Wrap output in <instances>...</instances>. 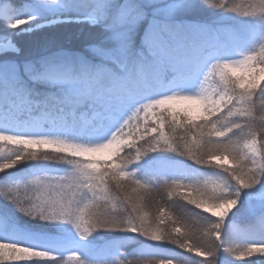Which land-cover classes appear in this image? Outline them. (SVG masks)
<instances>
[{
	"label": "rangeland",
	"instance_id": "obj_1",
	"mask_svg": "<svg viewBox=\"0 0 264 264\" xmlns=\"http://www.w3.org/2000/svg\"><path fill=\"white\" fill-rule=\"evenodd\" d=\"M71 22L84 21L64 19V24ZM51 26L56 25H46V29ZM70 27L56 26L53 30L60 31L62 28L70 30ZM69 30L52 33L47 30L45 33L61 36L67 34ZM40 31L33 32L34 36L39 37L37 39L45 35L37 33ZM202 39L186 36L178 40L177 45L191 47L194 41L201 42ZM232 67L239 68L238 78L232 79V87L241 91L263 88L264 57L259 52L253 53L252 58L243 64ZM225 71L231 78V69ZM174 80L176 75L169 74L168 71L161 77L162 83L149 81L147 85H140L136 90L133 89L135 102L119 103L103 116H98L96 109L90 104L73 117L70 110L56 106L58 100L51 102L49 95H44L42 99L33 96L31 109L19 113L20 126L0 122V145L22 148L38 156L61 153L71 158L85 160L111 158L133 145L143 134L149 132L156 134L157 129L153 126L156 123V113L165 112L171 117L180 115L196 120L221 114L236 102V93L225 86L219 73L208 75L206 79L201 76L198 81L195 75L172 83ZM240 82H243V88L240 87ZM36 85L49 91L53 90L50 94L58 91L61 93L58 85L46 83ZM194 101L198 102L199 111L193 110ZM45 111L57 115L63 113L66 119L49 117L40 128H31L24 123L40 117ZM53 119L55 122H52ZM45 143L50 147H45ZM259 143L257 139L245 142V150L250 156L259 155ZM219 153L212 154L204 161L207 166L217 170L210 176V182L206 183V186L208 184L212 186L211 190L204 185H175L156 191L146 190L144 186L132 183L115 185V191L119 190L129 205V214H125L123 210L117 215L113 214L118 207L119 199L115 201L110 189L91 178V172L77 167L64 172L44 166L32 169L33 174L16 179L13 184H3L0 188L1 210L11 215L7 218L0 213V229H4L5 232L15 226L26 235V239L23 240L19 237L14 239L10 235H5L6 238L0 240V248L15 249L7 258L0 257V264L59 263L57 256L51 253L49 247L32 233L29 234L32 225L54 229L63 234L62 241H73L70 246L56 247V252L61 256H68V261L72 264H77L75 250L81 243L103 241L106 238L113 241L126 234L137 235L132 245L135 247L133 250L139 254L135 260L138 264H264V233L260 238L255 236L261 233L259 230L237 233L229 228V223H242L249 218L247 211L249 206L252 211H259L261 204H264V190H261L256 182L252 188L245 187V184L253 183L254 180L250 179L241 161L230 157L226 152ZM18 162L20 160L15 162L14 167H5L11 163H5L1 167H5V170L16 168L22 161ZM158 171L161 172L159 169ZM230 171L232 175H228L234 179L233 184L226 179L225 173ZM140 172L139 174L147 181H158L159 174H155L158 172L154 168L144 167ZM44 173L56 175H43ZM164 173L162 171V175ZM224 180L229 184H225ZM14 192L16 199L22 200L25 206L40 204L48 215L56 218L43 220L38 216L32 219H38L39 222L33 223L20 219L19 215L11 212L16 208L9 201V197H6L7 194L13 197L11 195ZM230 201L236 203L228 210L226 216L214 214ZM93 203L99 211L105 213L104 216L94 218L89 214L87 218L83 212L81 213V209ZM128 219L134 221L136 229L130 228ZM100 224L104 226L99 227ZM23 230L29 232L24 233ZM232 236L237 237L238 241ZM149 243L161 246L176 245L199 259L177 261L175 258L167 257L155 261L153 257L150 258L151 251L146 248V244Z\"/></svg>",
	"mask_w": 264,
	"mask_h": 264
},
{
	"label": "snow or ice",
	"instance_id": "obj_2",
	"mask_svg": "<svg viewBox=\"0 0 264 264\" xmlns=\"http://www.w3.org/2000/svg\"><path fill=\"white\" fill-rule=\"evenodd\" d=\"M155 5L151 0H0V122L20 126L19 113L31 109L32 98L37 94L35 85L39 83L61 86V95L52 97L75 117L82 106L91 104L98 116H103L113 106L127 102H135L132 86L147 85L149 81L162 83L161 77L169 70L176 72V80L183 81L194 75L204 60L203 48L199 40L191 47L173 46L165 40L164 33L176 40L185 36L203 37L205 26L189 24L183 27L161 25L153 19L152 24L144 31L143 40L147 53L152 57L150 74L144 81L124 72L113 71L110 65L123 66L130 52L133 31L146 22ZM250 14H264V0L253 5ZM180 12L188 13L194 18L198 12L194 0H177L161 12L170 17ZM78 17L86 26L101 27L107 35L101 40L90 41L92 45L86 55L75 50L76 40L59 37L60 42L46 44L39 53H30L19 37L24 32L36 30L47 31L46 25H63L65 18ZM19 21V22H18ZM66 26V25H65ZM88 55L99 57L104 61L101 65L91 66ZM231 69L229 78L225 69ZM74 69L81 70L76 76ZM219 73L222 82L228 85L232 79L238 78L239 68L230 65H213L209 75ZM243 88V82H240ZM47 104V101H45ZM104 109V112L100 110ZM193 110L199 111L198 102H193ZM139 111V109H137ZM83 114H81L82 116ZM49 117L65 120L63 113H48L24 122L31 128H40ZM52 122H55L53 119ZM45 147H50L45 143ZM15 162L5 167H14ZM0 167V172L5 170ZM255 181L245 184L252 188ZM11 204L26 216L40 217L43 220L55 219L45 212L42 205L33 203L25 206L16 197L8 198ZM236 201H230L215 211L217 216H226ZM103 227V224L98 225ZM255 231V230H254ZM264 233V230H259ZM10 234L25 238L21 230L11 227ZM91 234V233H89ZM58 247L70 246L73 241H53ZM14 248H0V257L7 258Z\"/></svg>",
	"mask_w": 264,
	"mask_h": 264
},
{
	"label": "trees",
	"instance_id": "obj_3",
	"mask_svg": "<svg viewBox=\"0 0 264 264\" xmlns=\"http://www.w3.org/2000/svg\"><path fill=\"white\" fill-rule=\"evenodd\" d=\"M228 3H232V0H228ZM236 3L245 12L252 13L254 11L253 5H258L260 0H236ZM221 17L224 22L238 25L242 32H246L248 28L256 27L258 23L256 20L264 17V14L248 17L241 15L239 12L228 13L222 9H215V4H213L211 8L198 10L195 15V18L200 20H212ZM70 18L80 19L78 17ZM186 18L193 19L190 17ZM83 24L85 22L63 24L66 27L71 26V29L62 28V31H66L67 29L69 32L61 36L40 31L37 33H45L40 39H37L39 37L34 36L35 33L33 34V32L23 33L19 39H21V42L30 53L36 54L48 43H59L60 41L57 39L59 37H65V40L67 38L75 39V50L82 51L90 41L101 40L107 35V30L101 27L86 26L82 29L75 27ZM56 26L48 27L47 30H50L49 32L51 33L57 32L59 30H53ZM145 28V23H142L138 28L139 35L136 36V47H140L141 36L144 35ZM169 40L173 46H176L178 43L176 39L169 38ZM145 54L148 55L147 52ZM90 58L104 63L99 57L90 56ZM149 59L152 60V57L149 56ZM110 66L116 68L115 65ZM116 70L119 71L118 68ZM225 86L235 92L237 97L235 104L225 112L196 120H191L180 115L171 117L165 112L156 113V123L153 125L157 129L156 134L150 132L143 134L138 138L137 142L126 147L111 158L85 160L71 158L61 153L40 154L41 156H38L32 151H26L22 148L0 145V167L5 163L12 164L18 160L22 161L16 168L0 172V188L3 184H13L16 179L33 174L32 169H38L43 166L61 172L68 171L74 167L82 168L87 172H91V178L110 189L115 201L119 199L117 203L118 207L113 214L117 215L121 210L125 214H129V205H127L125 199L121 196V192L119 190L115 191V185L132 183L144 186L146 190L150 191L175 185L206 186V183L210 182V176L214 175L217 170L207 166L204 161L212 154L215 155V153L222 151L226 152L230 157L241 161L242 166L249 173L250 179L254 180L261 190H264V142L262 143V139L264 138V85L260 89H247L245 91L232 87L231 83ZM35 87L37 94L34 96L39 99H42L44 95H49V99L52 102L55 100L52 97H59L61 95L60 91L50 94L53 90L49 91L37 85ZM132 88L136 90L137 87L133 85ZM89 105L82 106L78 112ZM56 106L64 108L59 101L56 102ZM250 139L260 141L259 155L257 157L250 156L245 150L244 144ZM144 167L157 170L158 173L155 174H159L158 181L153 182L144 179L145 177L140 175V170ZM162 171L166 174L162 175ZM225 174L226 179L228 178L230 183L233 184L235 182L234 179L232 180L229 177V175H232V171ZM43 175L54 176L56 174L44 173ZM224 182L225 184H229L227 180H224ZM206 187L209 190L212 188L210 184ZM215 190L218 192V189L215 188ZM11 196L16 197V193L14 192ZM6 197L10 196L7 194ZM11 212L19 215L20 219H26L28 222H39L38 219L33 220L32 217L26 216L16 209ZM0 213L1 215L3 213L7 218L11 217V215L1 210V207ZM81 213L87 218L89 214L92 217L104 216L105 214L103 211H99L94 203L89 206L86 205V207L81 209ZM128 222L130 228L136 229L133 220L128 219ZM29 231V234L32 233L41 243L50 248L52 254L57 256V260L59 261L57 264H72L68 261V256H61L56 252L57 245L53 243L55 240L62 241L63 234L54 229H45L33 225ZM29 231L23 230L24 233ZM5 235L13 236L10 234V230L4 232V229H0V240L6 238ZM255 236L261 238L262 233L255 234ZM13 237L16 239V236ZM136 237V234H126L122 238L113 241L106 238L103 241L81 243L75 250L76 263L127 264L128 261L136 260L139 257V254L133 250L135 248L134 245H132ZM232 237L235 241H238L237 237ZM19 238L17 237V239ZM123 238L124 240H121ZM21 239H26V235L25 238ZM146 248L151 251L152 256L150 258L153 257L155 261L167 257L175 258L177 261L199 259V257L176 245L161 246L149 243L146 244ZM215 254L218 255V253Z\"/></svg>",
	"mask_w": 264,
	"mask_h": 264
},
{
	"label": "clouds",
	"instance_id": "obj_4",
	"mask_svg": "<svg viewBox=\"0 0 264 264\" xmlns=\"http://www.w3.org/2000/svg\"><path fill=\"white\" fill-rule=\"evenodd\" d=\"M155 5L152 9V14L146 19V28L152 24L153 19L160 21L161 25H169L175 27H183L189 24H201L205 26V33L201 40L203 48L204 60L199 65L195 72V77L198 81L199 77L204 76L205 79L209 75L213 65H231L238 66L243 64L247 59L252 58V54L259 52L264 57V17L257 19V26L248 28L246 32H242L240 26L226 23L223 18L212 20L187 19L188 13L180 12L174 16L165 17L161 15L163 9L177 0H151ZM197 9L211 8L215 4V9H222L228 13H240L243 16L251 17L252 14L245 12L232 0H194ZM139 26L133 31L130 44V52L128 57L124 60L123 66L117 65L113 71L124 72L128 76H135L140 81H144L150 74V65L152 60L149 59V53L146 55V47L144 45L143 36H141L140 47H136V36L139 35ZM164 38L170 43L169 34L164 33ZM186 38L183 37V39ZM173 39V38H172ZM92 45H85L84 49L79 52L80 55L89 53ZM239 58V59H238ZM88 62L91 66L101 65L102 62L90 58L88 55ZM76 76H81L80 69H74ZM169 74L177 75L175 71L169 70ZM56 86V85H54ZM60 88L61 86L58 85ZM240 204V201H239ZM249 218L242 223L231 222L229 228L234 232H248L254 230H264V204H261L259 211H252L247 209ZM127 264H138L135 260H130Z\"/></svg>",
	"mask_w": 264,
	"mask_h": 264
},
{
	"label": "water",
	"instance_id": "obj_5",
	"mask_svg": "<svg viewBox=\"0 0 264 264\" xmlns=\"http://www.w3.org/2000/svg\"><path fill=\"white\" fill-rule=\"evenodd\" d=\"M48 169H53V168H50V167H49Z\"/></svg>",
	"mask_w": 264,
	"mask_h": 264
}]
</instances>
